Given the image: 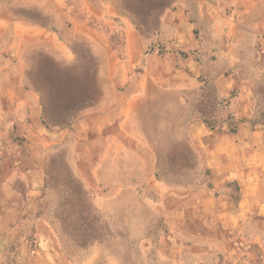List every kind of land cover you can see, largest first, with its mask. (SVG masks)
Masks as SVG:
<instances>
[{
    "label": "rangeland",
    "instance_id": "obj_1",
    "mask_svg": "<svg viewBox=\"0 0 264 264\" xmlns=\"http://www.w3.org/2000/svg\"><path fill=\"white\" fill-rule=\"evenodd\" d=\"M170 1L0 0V264H264V220L239 214L242 191L264 197V139L248 154L222 139L237 131L240 90L168 96L186 109L168 140L139 137L123 114L113 121L114 98L143 104L179 81V58L163 56ZM32 23L35 51L16 45L36 35ZM233 71L253 89L251 127L264 129V34ZM17 83L40 93V119L24 131L5 111ZM103 96L105 116L87 131ZM194 119L208 132L195 145Z\"/></svg>",
    "mask_w": 264,
    "mask_h": 264
},
{
    "label": "crops",
    "instance_id": "obj_2",
    "mask_svg": "<svg viewBox=\"0 0 264 264\" xmlns=\"http://www.w3.org/2000/svg\"><path fill=\"white\" fill-rule=\"evenodd\" d=\"M163 11L162 36L167 38L164 40L166 46L163 56L166 60L179 58L177 66H180L175 67L179 81L175 84L171 83L168 88L160 89L161 92L155 94V98L143 100V104H138L137 100L131 98L126 99L124 103L114 98L113 102L108 104L113 109V121L123 114L128 118L129 130H135V133H139L137 134L139 137L152 138L153 135H149L151 132L154 136L158 135L168 140L170 137L168 131L173 130V125L186 119L185 106L178 100L174 103L172 99H168V96L176 97L179 92L187 93L195 87L209 84L215 87L220 96H227L237 89L240 90V97L236 103V117L239 125L234 134L223 132L222 139L231 145L237 138L241 142L243 152L246 154L254 152L252 140L259 139L261 143L264 139V129L251 127L248 117L253 104V89L247 81L238 79L233 68L238 61L251 54L254 38L264 34V0H171ZM32 24L31 29L36 35H26L22 40L18 38L16 45L23 42L27 44V49L35 51L37 49L35 44H39L40 37L39 29L35 30V24ZM196 30L199 31V35L196 34ZM207 35L210 38L206 37ZM126 38L143 37L137 31L130 29ZM16 50H21V47L16 46ZM126 51L130 59L136 57L138 52L136 48H129V45ZM200 57L204 59L203 63L200 62ZM119 70L114 72L113 88L116 90L117 87L120 94L117 82L121 76ZM17 89H22V96L16 94ZM4 96L8 101L5 111L18 114L14 122L21 124L22 131H24L23 124L26 126L29 122L37 124V120L40 119V112L37 110L41 104L37 88L25 84L21 86L17 83L8 87ZM105 103L103 96L100 103H96L97 108L94 113L88 114V116L95 115V120L92 117L90 119L84 117L81 125L86 126L85 130H96L100 125L97 118L105 116L102 113L105 110ZM149 116L156 118L151 127L147 120ZM90 121L96 122L97 127L95 128ZM192 124L191 139L195 145L203 135L208 133L207 122L194 119ZM28 131H31V128L26 130ZM38 171L39 167L33 170L36 182L35 179L30 181L29 185L32 188L41 184L42 178ZM249 190L242 191L239 201L241 206L239 214L243 215L241 219L248 218L249 214L255 212L259 219L264 220V197H258Z\"/></svg>",
    "mask_w": 264,
    "mask_h": 264
},
{
    "label": "bare ground",
    "instance_id": "obj_3",
    "mask_svg": "<svg viewBox=\"0 0 264 264\" xmlns=\"http://www.w3.org/2000/svg\"><path fill=\"white\" fill-rule=\"evenodd\" d=\"M15 8V7H14ZM4 9V8H3ZM2 12V11H1ZM11 38V37H10Z\"/></svg>",
    "mask_w": 264,
    "mask_h": 264
}]
</instances>
